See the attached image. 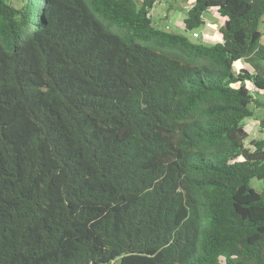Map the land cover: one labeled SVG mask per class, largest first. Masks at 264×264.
Returning a JSON list of instances; mask_svg holds the SVG:
<instances>
[{"label": "trees", "instance_id": "1", "mask_svg": "<svg viewBox=\"0 0 264 264\" xmlns=\"http://www.w3.org/2000/svg\"><path fill=\"white\" fill-rule=\"evenodd\" d=\"M19 1L0 0V264H264L244 123L264 0H195L185 30L214 9L213 44L157 0Z\"/></svg>", "mask_w": 264, "mask_h": 264}, {"label": "rangeland", "instance_id": "2", "mask_svg": "<svg viewBox=\"0 0 264 264\" xmlns=\"http://www.w3.org/2000/svg\"><path fill=\"white\" fill-rule=\"evenodd\" d=\"M13 3L19 5L21 4L19 0H12ZM195 0H157L155 3V7L152 9V16L157 21H165V25L169 27L171 31L177 33H186L192 40L194 41H202L205 42L204 33L206 31V23L209 22L211 25L215 27L221 26L224 23V18L219 15L213 9L207 10L203 19H205V24L201 25L197 30L201 34L200 38H194L192 36V32H186L184 26V19L187 16V11L190 9ZM260 31L262 32V42L264 43V19L261 21L259 26ZM217 39L212 42L216 43ZM218 42V41H217ZM206 43V42H205ZM246 68L251 72H255L254 67L244 61L240 60L234 65V69L238 72L240 69ZM249 87L252 91H258L257 88L250 82ZM259 92V91H258ZM256 97L259 101L264 103V91H260L259 93H255ZM251 109L253 110V116L249 117L245 120V128L248 132V138L246 140V144L249 146L250 141L252 139H260L263 138L264 134L261 132V128L259 126L260 120L264 119V105L256 106L254 104L251 105ZM251 186L256 188L258 191L264 190V181L259 180L257 178H252L250 182ZM118 264V263H114Z\"/></svg>", "mask_w": 264, "mask_h": 264}, {"label": "crops", "instance_id": "3", "mask_svg": "<svg viewBox=\"0 0 264 264\" xmlns=\"http://www.w3.org/2000/svg\"><path fill=\"white\" fill-rule=\"evenodd\" d=\"M214 11H216V10H214ZM161 24H165V21H162ZM218 29H219V32L214 30V29H210V28L206 27V31L204 33V36L206 38L205 42L207 44H213L214 42H212V41L215 40V39H217L215 42H217V41L220 42L221 41L220 26H218Z\"/></svg>", "mask_w": 264, "mask_h": 264}, {"label": "built area", "instance_id": "4", "mask_svg": "<svg viewBox=\"0 0 264 264\" xmlns=\"http://www.w3.org/2000/svg\"><path fill=\"white\" fill-rule=\"evenodd\" d=\"M203 21L205 22V19H203ZM205 25H206L207 28L214 29V30H216V31L219 32L218 27H215L214 25H211L209 22H207ZM192 36L194 38H200L201 37V34L198 32V30H195L194 32H192ZM204 39H206V38H204Z\"/></svg>", "mask_w": 264, "mask_h": 264}]
</instances>
